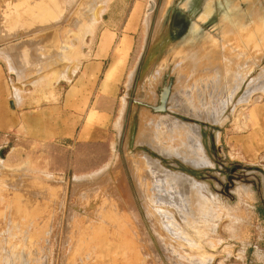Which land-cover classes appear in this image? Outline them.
<instances>
[{
  "label": "rangeland",
  "instance_id": "374dc122",
  "mask_svg": "<svg viewBox=\"0 0 264 264\" xmlns=\"http://www.w3.org/2000/svg\"><path fill=\"white\" fill-rule=\"evenodd\" d=\"M60 1L62 6L42 21L27 23V0H0V100L6 105L11 100L10 108L14 99L32 101V95L34 105L39 99L42 104L60 101L91 65L100 84L119 57V77L111 86L117 100L111 137L75 156L59 144L32 152L23 143L0 144V264H264V85L257 84L264 82V71L258 74L260 67H252L236 95L228 89L235 81L226 73L215 86L209 82L211 73H194L196 78L187 76L185 83L180 68L196 64L204 54L182 58L173 41L170 59L165 58L172 62L171 71L147 103L137 96L140 83L146 87L154 71L161 70L151 72L159 52L151 50L154 0H108L96 9L101 14L95 15L97 24L83 38L75 33L74 21L86 1ZM165 1L157 3L161 7ZM230 1L173 0L166 14L167 35L186 44L206 40L208 33L219 32L221 23L231 22L235 2L234 12L250 8L244 0ZM247 1L264 11L262 0ZM28 25L32 27L25 29ZM61 35H66L64 41ZM13 45L19 58L11 54ZM216 51L222 53L220 47ZM219 60L216 68L225 62L222 55ZM251 80L257 83L245 102L242 96ZM163 87L191 106L176 113V105L168 104L161 116L149 109L155 124L148 139L157 151L163 148L157 154L150 145L138 144L141 128L152 124L142 122L140 110L156 105ZM207 113H220L219 119H201ZM192 126L197 132H190ZM19 146L24 153L8 166L5 161ZM183 156L202 163L190 166ZM183 167L197 171L189 179L202 192L200 200L188 192L187 201L180 187L170 186L171 180L168 186L163 177L187 174Z\"/></svg>",
  "mask_w": 264,
  "mask_h": 264
},
{
  "label": "bare ground",
  "instance_id": "6f19581e",
  "mask_svg": "<svg viewBox=\"0 0 264 264\" xmlns=\"http://www.w3.org/2000/svg\"><path fill=\"white\" fill-rule=\"evenodd\" d=\"M28 1V4H27V8H29L30 10H32V11H29L27 8H26V15L27 14H29V13H31V14H29V15H27L26 17H25V20L26 21H28L27 23H29L30 21H34L35 23H38V22H40V20L42 21V18H44V17H48L53 11H55L56 9H57V7L59 8V7H61L62 6V4H63V2L62 1H60V0H27ZM83 1V0H82ZM86 1V2H85ZM84 2L85 3H82V4H85L84 5V7H85V9H83V10H85V12L83 11V10H81V11H79V13H81L80 15L81 16H76L77 18H76V20L74 21V27H75V29H76V34L78 33L79 34V36H82V38L83 37H85V34H87L88 32H90L91 31V28L93 27V25L94 24H97V22H96V17L97 16H100V15H96L95 14V11H96V9L97 8H99L100 6H104V4L108 1V0H85ZM182 1V0H181ZM216 1V0H215ZM232 1V0H231ZM230 1V2H231ZM47 2H50V4L48 5V9L44 12V13H41V14H35L36 13V10H38V9H41V8H43V4L44 3H47ZM80 2V1H79ZM109 2V1H108ZM151 2V1H150ZM173 2V0H166L165 2H163L162 3V5H161V7H160V5H158L159 3H157V0H154V1H152L151 3H150V10H151V12H150V14H153V16H157V22H155V27L153 28V33H152V37H151V43H152V45L153 44H157L158 45V49L160 48V55H158L156 58H157V61L155 62V65L154 66H152V68H151V72L153 73V71H154V68L156 67L157 69L158 68H161V70H160V72H156L155 73V71H154V73H153V78H151L149 81H148V83H146V87H143V85L140 83V86H139V94H137V96L139 97V98H142L145 102H147V103H149V101H151L152 102V100H150V99H152L153 98V94H154V92H156V91H158L157 90V85L159 86V85H162V80H163V77L165 76V74H167V72H169V71H171V66H172V62H170L169 60H165V58H166V56H167V59L169 58L170 59V51L173 49V47L171 46V44H173V41H174V43L176 44L175 46L177 47V50H178V52H180V54H181V57L183 58V57H187V56H189V58L191 57V56H195V55H199V56H201L202 54H204V53H207L208 51H209V53H207V54H204V55H202L201 56V59L196 63V64H192V63H190V64H187V65H184L183 66V68H180L182 71H183V76H184V78H183V80H182V78H181V80L182 81H184L185 83H186V80H187V76H190V75H193L194 73H196V74H198V73H205V74H210V76H213V77H211V80L209 81V82H213V85L215 86L216 85V82H218V84H219V81H220V79H221V77H222V75H225V73L229 76V75H231V77H232V80L231 81H235L234 82V84H235V86H229V91L230 92H232L233 94H235V92L236 93H239L238 91H237V88L239 89L240 88V86H242V84L247 80L246 79V77H247V75L249 76V73H251V71H252V67H255V66H258V67H260V69H259V73L258 74H261V72L262 71H264V23H263V25H261V24H256V25H254L253 26V28H251L250 30H248V28H250L251 27V25H245V29H247V31L245 32V33H242V32H240V33H236V32H231V31H225L224 29H227V30H231V28L229 27V26H225V27H223V28H221V30L223 31L224 30V34H223V44H225V45H223V47H222V53L221 54H219V56H218V53L216 52V49H214V50H208L209 48L207 47V45H208V43L207 42H205V41H203V39L201 38L199 41H197V42H195V43H189V44H186V42H181V41H179V40H170V38L168 37V26H166V14H167V12H168V9L170 8V6L173 4L172 3ZM213 2H214V0H213ZM235 2V1H234ZM233 2V3H234ZM237 2H238V0H237ZM78 3V2H77ZM80 3V4H81ZM236 3V2H235ZM68 4V3H67ZM211 4V3H210ZM239 4V3H238ZM69 5V4H68ZM213 5H214V3H213ZM213 5H211V6H213ZM221 5V4H220ZM225 5V4H224ZM262 5V4H261ZM75 7V6H74ZM77 7V6H76ZM79 7V6H78ZM263 7V6H262ZM172 8V7H171ZM80 9V8H79ZM101 9H103V8H101ZM229 9H230V7H229ZM257 9V8H256ZM14 10V9H13ZM73 10H75V8H73ZM224 10H225V8H224ZM259 10V9H258ZM87 11H88V13H89V15H87V18H85L86 17V14H87ZM101 11V10H100ZM104 11V10H103ZM103 11H101V12H103ZM171 11H172V9H171ZM178 11V10H177ZM227 10H225V12H226ZM69 12H70V10H69ZM73 12V11H72ZM76 12V11H75ZM84 12V13H83ZM55 13V12H54ZM100 13V12H99ZM104 13V12H103ZM224 13V12H223ZM183 14V13H182ZM254 13H252V15H253ZM71 15V14H70ZM95 15H96V17H95ZM173 15V14H172ZM73 16H74V14H73ZM208 16V15H207ZM230 16V15H229ZM148 17V16H147ZM259 17V16H258ZM72 18V17H71ZM152 18V17H151ZM195 18V17H194ZM206 18V17H205ZM204 18V19H205ZM222 18V17H221ZM220 18V19H221ZM47 19V18H46ZM220 19H219V21H220ZM45 20V19H44ZM171 20V19H170ZM100 21V20H99ZM147 22H148V20H147ZM172 22V21H171ZM197 22H199V21H197ZM207 22V21H206ZM217 22H218V20H217ZM227 22H229V21H227ZM205 23V22H204ZM66 24H68V23H66ZM149 24V23H148ZM261 25V26H260ZM95 26V25H94ZM32 27V25L30 26V25H28V27H24L25 29H30ZM149 27V26H148ZM5 28V27H4ZM66 28V27H65ZM215 29H216V27H215ZM214 29V30H215ZM67 30H69V29H67ZM146 30H147V27H146ZM150 30V29H149ZM208 30V29H207ZM172 32V31H171ZM91 33V32H90ZM151 33V32H150ZM10 34V33H9ZM62 34H63V32H62ZM67 35V34H66ZM66 35L65 36H60L61 38H62V40L64 39V37H66ZM77 36V35H76ZM208 37V36H207ZM78 38V37H77ZM81 38V37H80ZM80 38H79V40H80ZM172 38V37H171ZM175 38V37H174ZM148 39V38H147ZM205 39V38H204ZM262 39H263V41H262ZM78 40V39H77ZM85 41V39H82L81 41L82 42H84ZM64 41V40H63ZM190 42V41H189ZM213 42V41H212ZM148 43V42H147ZM221 43V42H220ZM230 43H232V44H230ZM16 44V43H15ZM73 45V44H72ZM228 45H229V47L230 48H228ZM65 47H66V45H65ZM70 47H71V45H70ZM67 48V47H66ZM150 48V47H149ZM4 49V48H3ZM64 50V49H63ZM67 50V49H66ZM145 50H147V49H145ZM11 51V54L15 57V56H17V58H19L20 57V54H18L17 53V48H15V46L13 45V49L12 50H10ZM63 52V51H62ZM220 52V51H219ZM248 53H252L254 56H256L255 58H252V57H250V56H247L246 57V54H248ZM216 54V55H215ZM147 55V54H146ZM220 55H222V57H223V59H224V64L221 66V67H217L216 68V66L217 65H219L220 64V60H219V57H220ZM232 55V57H230ZM144 56V55H143ZM142 56V57H143ZM60 57V56H59ZM180 57V58H181ZM230 57V58H229ZM143 60V59H142ZM145 60V59H144ZM203 60H205V62L203 61ZM164 61H165V64H164ZM263 62V64H261ZM179 66H181L180 65V63H179ZM179 66L177 67V65H176V67L177 68H179ZM138 68V67H137ZM145 68H147V67H145ZM179 70V69H178ZM150 72V73H151ZM146 75H147V73H146ZM150 75V74H149ZM181 75V74H180ZM148 76V75H147ZM258 76V75H257ZM256 76V77H257ZM194 77H195V74H194ZM203 77V76H202ZM230 77V78H231ZM145 78V77H144ZM196 78V77H195ZM200 78V77H199ZM213 78V79H212ZM248 78V77H247ZM147 79V78H146ZM165 79H167V78H165ZM223 79H225L224 78V76H223ZM188 80H189V77H188ZM198 81V79H194V81L193 82H197ZM223 81V80H222ZM231 81H230V83H231ZM236 81H239V82H237L236 83ZM225 82V80L223 81V83ZM249 82V81H248ZM251 82H252V84H251ZM222 83V82H221ZM257 83V82H256ZM256 83H254L253 82V80H251L250 82H249V86L247 87V86H245V93L243 94V99H244V101L245 102H247V100L249 99V98H251L252 97V91H253V87H254V84H256ZM135 84H136V82H135ZM203 84V83H202ZM237 84V85H236ZM259 86H263L264 85V82H258L257 83ZM221 85V84H220ZM244 85V84H243ZM246 85H248V84H246ZM199 86V85H198ZM135 87V86H134ZM156 87V88H155ZM206 88V87H205ZM261 88V87H260ZM134 89V88H133ZM222 89V88H221ZM242 89V88H241ZM241 89H239V91H241ZM258 90H259V88H257ZM178 90V89H177ZM256 90V89H255ZM254 90V91H255ZM160 91V90H159ZM262 91V90H261ZM260 91V92H261ZM165 92H168V88H166V87H163L162 88V90H161V93H160V95H162V93H165ZM199 92H201V91H199ZM209 92V91H208ZM258 92V91H257ZM171 94H172V91L170 90L169 91V97H168V101H167V107H166V109H167V111H168V104L170 105H172V107H174V104L176 105V107H174L173 109L175 110V108H176V111L178 110V111H181L182 109H183V106H185V105H187L188 104V106H191V105H189V103H187V102H184L183 100H179V99H177V100H175L176 99V97L174 98V97H172L171 96ZM160 95H158L159 96V101H158V103L156 104V105H147L146 107H144L143 109H141L140 111V114H141V118H142V122H151L152 124H151V126H147V127H142L141 128V131H140V133H138L139 135H138V141H139V145H141V146H148V145H150L151 146V148L153 149V150H158V148L157 149H155L156 147L155 146H153L152 145V141H150L149 139H148V136H149V133H150V131H151V129H152V125H154L155 124V122H154V120H153V118H152V115H151V117L149 116V112H150V108L151 107H157L158 105H159V103H160V99H161V96ZM213 95V94H212ZM236 95V94H235ZM234 95V96H235ZM238 95V94H237ZM218 96V95H217ZM152 97V98H151ZM229 97H231V96H229ZM233 97V96H232ZM231 97V98H232ZM234 98V97H233ZM224 99V98H223ZM225 100V99H224ZM228 100H230V98H228ZM156 101V100H155ZM176 101H178V102H176ZM206 101V100H205ZM226 102V101H225ZM201 103V102H200ZM202 103H204V100L202 101ZM152 104V103H151ZM211 104V103H210ZM209 104V105H210ZM169 107H171V106H169ZM218 107V106H217ZM191 107H189L188 109H190ZM187 109V108H186ZM185 109V110H186ZM126 110V109H125ZM169 110H170V108H169ZM184 110V111H185ZM195 110V109H194ZM173 111V110H172ZM178 111L176 112V113H178ZM153 112V111H152ZM174 112V111H173ZM182 112V111H181ZM180 112V113H181ZM199 113V112H198ZM210 113V112H209ZM217 113H218V111H217ZM126 115H127V110H126V113H125ZM220 114V113H219ZM218 114V115H219ZM158 116H161L160 114H157ZM217 114L216 115H213V114H205L204 116H202V115H200V117H201V119H202V117H203V119H205V120H207V119H219V116H218ZM222 115V114H221ZM123 117V116H122ZM198 117V116H197ZM196 118V117H195ZM122 119V118H121ZM124 119V118H123ZM221 119V118H220ZM222 120V119H221ZM122 121V120H121ZM156 121V120H155ZM158 121L159 120H157L156 122L158 123ZM163 122H161V121H159V122H161V123H164L165 121L164 120H162ZM169 121V120H168ZM177 121V120H176ZM225 121V120H224ZM223 121V122H224ZM167 122V121H166ZM171 121H169V123H170ZM211 122H213V121H211ZM216 121H214V123H215ZM219 122V121H218ZM217 122V123H218ZM120 123V122H119ZM222 123V122H221ZM166 124V123H165ZM164 124V125H165ZM181 124V123H180ZM180 124H178V125H180ZM132 125V124H131ZM146 125V124H145ZM162 125V124H161ZM166 125H168V123L166 124ZM174 125V124H173ZM185 125V124H184ZM157 126H158V124H157ZM156 126V127H157ZM169 126V125H168ZM171 126H172V124H171ZM170 126V127H171ZM186 126V125H185ZM174 127V126H173ZM187 127V126H186ZM172 128V127H171ZM181 128H182V126H181ZM190 128H195L194 130H190V132H197L196 130V126H192V127H190ZM189 128V129H190ZM182 129H184V128H182ZM185 130V129H184ZM127 131V130H126ZM198 131H199V133H200V130H199V127H198ZM125 132V131H124ZM193 132V133H194ZM196 134V133H195ZM198 134V133H197ZM193 135V136H201L200 134L199 135ZM152 135H153V133H152ZM157 135V134H156ZM160 135V134H159ZM177 135V134H176ZM186 135H189V134H186ZM154 136V135H153ZM180 136V135H179ZM160 137H162V136H160ZM183 137H185V136H183ZM128 138V137H127ZM150 138V137H149ZM186 138V137H185ZM129 140V139H128ZM127 140V141H128ZM191 140V139H190ZM187 142V141H186ZM125 144V143H124ZM200 144V143H199ZM202 144V143H201ZM157 147H159V145L157 146ZM161 148V147H160ZM161 149H163V148H161ZM160 149V150H161ZM159 150V151H160ZM159 151H157V154H158V152ZM168 151L166 150V152H165V150H164V152H162V153H167ZM174 153V152H173ZM172 153V154H173ZM183 153V152H182ZM159 154H160V152H159ZM179 154V153H178ZM167 155H168V153H167ZM169 156H170V154H169ZM173 156H177V154L175 155H173ZM193 156V155H192ZM191 156V157H192ZM163 157V156H162ZM171 157V156H170ZM148 158V157H147ZM177 158H179V157H177ZM183 158H185L186 159V162H187V164H189L190 166L193 164V162H194V164H196V165H198L199 163H200V161H201V159L199 160V159H189V158H187L186 156L184 157L183 156ZM182 158V159H183ZM197 158V157H196ZM179 159H181V157L179 158ZM184 159V160H185ZM183 160V162L185 163V161ZM143 161H145V162H147L145 159L143 160ZM156 161L154 160V163H155ZM192 162V163H191ZM198 164H197V163ZM202 163V162H201ZM200 163V164H201ZM153 164V163H152ZM157 166H158V169H159V164H158V162L157 163H155ZM194 164H193V166H194ZM205 163L203 162V165H204ZM145 165V164H144ZM150 165V164H149ZM154 165V164H153ZM202 165V167H205V165L203 166ZM207 165V164H206ZM151 166V165H150ZM152 168H156L155 167V165L154 166H151ZM162 167V166H161ZM200 167V166H199ZM164 170L165 169H163L162 171H161V175H162V172L164 173ZM154 171H156V172H154V173H157L158 171H157V169H155ZM166 171H168V170H166ZM165 171V172H166ZM152 172H153V170H152ZM170 171H168V173H169ZM158 173H160V172H158ZM167 173V172H166ZM172 173V174H171ZM171 173H169V179L167 178L168 177V174H166L167 176H163L164 178L166 177V179H167V182L169 181V180H171V182H170V186H171V184L173 185V187L175 186V187H180V189H179V191L185 196V198H186V200L188 201V197H187V194H188V192L189 193H191L192 194V197H193V199H195V200H200L202 197L200 196V194L202 193V192H200V194H199V192H197L195 189H196V187L195 186H197V183L195 184V182H193V180L191 181V179H189L190 178V175H187V174H182V173H174L173 174V172H171ZM152 174V173H151ZM154 175H156V174H154ZM160 175V174H159ZM160 175V176H161ZM162 177V179H163V182L165 183L166 182V179H164ZM160 180V179H159ZM162 182V183H163ZM166 182V183H167ZM169 182L167 183L168 184V186H169ZM162 183H160V184H162ZM164 183L162 184V185H164ZM198 185H200V184H198ZM199 187V186H198ZM201 190V189H200ZM202 195V194H201ZM190 197V196H189Z\"/></svg>",
  "mask_w": 264,
  "mask_h": 264
},
{
  "label": "crops",
  "instance_id": "0c3cea01",
  "mask_svg": "<svg viewBox=\"0 0 264 264\" xmlns=\"http://www.w3.org/2000/svg\"><path fill=\"white\" fill-rule=\"evenodd\" d=\"M120 60L119 57L114 58L100 84L96 79L98 75L94 77L92 74L94 66L91 65L63 98L61 96L60 101L56 102L54 98L42 104L39 99L40 104L34 105L32 102L36 96L32 95V101L14 99V108H10L8 104L11 100L7 105L0 100V136L5 138L0 144L10 141L16 145L26 144L30 146L29 152L50 150L54 148L53 144H59L75 156L79 150L108 142L117 109L116 93L112 92L111 86L119 77L117 63ZM98 65L101 67L103 64ZM100 67L96 68L99 72ZM95 92L97 95L94 97ZM19 149L20 146L14 148L15 152L5 161L8 166H12L15 158L24 153ZM22 150L27 152L24 148Z\"/></svg>",
  "mask_w": 264,
  "mask_h": 264
},
{
  "label": "water",
  "instance_id": "95a60500",
  "mask_svg": "<svg viewBox=\"0 0 264 264\" xmlns=\"http://www.w3.org/2000/svg\"><path fill=\"white\" fill-rule=\"evenodd\" d=\"M243 3L247 4L250 8L248 10L247 9H243V10L237 9V11L234 12L236 7L238 6V4L235 3L234 4L235 6H233V8H232V18H231L232 20H231V22L224 23V24L221 23L220 24V29L218 30L219 32L217 34H214L213 36L211 35V33H208L209 37H206V40H204V41H207V43H208L207 47L210 48L208 50H214V49L217 50L218 47H220V50H222L223 45H225V44L222 43L223 42L224 30L225 31L236 32V33H240V32L245 33L247 31V29H245V25H247V24L251 25L250 21H252L253 25H251V27L248 28V30L253 28V26L256 25V24L263 25V23H264V11L263 10H261V11L259 10L258 11L257 9H252V7L254 8V6H252L253 4L251 2H249V1H247V0H244ZM263 5H264V0H262V6ZM176 7H177V5H176ZM252 13H254V14L252 15ZM233 24H234V26H233ZM225 26H229L231 28V30L224 29L222 31L221 28H223ZM170 40H172V39L170 38ZM175 40H177V39H175ZM262 41H263V39H262ZM215 43H217V45H215ZM230 44H232V43H230ZM151 47H152L151 50L153 48L156 49L155 52H157L159 50V52L157 53L158 55L161 54L160 53V48L158 49V45L157 44H153ZM228 48H230L229 45H228ZM151 50H150V52H151ZM207 53H209V51ZM207 53H204V54H207ZM155 59L150 64V67L153 65ZM146 61L147 60L145 58V62ZM148 70H149V67H148ZM169 91H170V88H168V92L162 93V95H160L161 99H160V103H159V105L157 107H151L150 108L154 113L164 114V113L167 112L166 107H167V101H168V97H169ZM11 104L13 105V103H11ZM182 171H184L188 175H193V176H197L198 175L197 171L194 170V169H187V168L183 167Z\"/></svg>",
  "mask_w": 264,
  "mask_h": 264
}]
</instances>
